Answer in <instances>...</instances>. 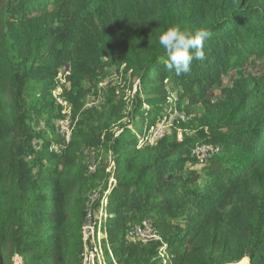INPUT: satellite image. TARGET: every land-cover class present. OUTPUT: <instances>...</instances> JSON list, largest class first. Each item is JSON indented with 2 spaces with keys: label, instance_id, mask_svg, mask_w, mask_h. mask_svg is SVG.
<instances>
[{
  "label": "trees",
  "instance_id": "trees-1",
  "mask_svg": "<svg viewBox=\"0 0 264 264\" xmlns=\"http://www.w3.org/2000/svg\"><path fill=\"white\" fill-rule=\"evenodd\" d=\"M175 25L212 33L205 59L193 61L187 74L164 66L159 36ZM114 64L135 71L146 90L129 122L117 136L103 137L99 127H83L82 119L65 150L51 151L61 138L44 137L37 127L45 122L56 130L61 109L51 92L59 74L66 77L75 120L87 96L102 92L100 80ZM260 67L264 0H0V264H13L16 255L23 264H81L90 196L85 161L104 145L115 160V183L103 191L119 262L228 264L247 258L264 264ZM229 71L240 77L223 89L227 99L216 105L217 115L201 120L195 133L179 138L167 131L147 143L172 107L169 87H179L185 110H193L208 106L212 88ZM30 82L38 91L35 105L27 101ZM47 109L51 114L43 118ZM199 143L221 151L200 164L192 155ZM143 219L153 221L164 244L125 240L127 229Z\"/></svg>",
  "mask_w": 264,
  "mask_h": 264
},
{
  "label": "rangeland",
  "instance_id": "rangeland-1",
  "mask_svg": "<svg viewBox=\"0 0 264 264\" xmlns=\"http://www.w3.org/2000/svg\"><path fill=\"white\" fill-rule=\"evenodd\" d=\"M183 26L185 27V23ZM262 68L264 67H260V69ZM251 71L253 73H258V70L255 68L251 69ZM239 77L240 72L229 71L228 74L223 76L220 84L212 88L207 102L208 106L204 103H199L194 106L193 110L188 111L185 110V107L182 104V99L180 97L182 90L176 86L169 87L168 102H172L170 111L172 109L185 111L188 115V119L180 122L175 121L173 124L170 123L168 133H176L177 136L181 138L182 135L186 133L192 134L199 128H202L200 127L201 120L212 118L217 115L219 107L216 105L220 102L226 101L227 98L223 89L225 87H232ZM100 83L103 84L101 92V96L103 97H101L99 104L92 108L84 106L82 111L77 113V118L75 120L73 117V124H75L74 131L77 129L76 125L80 124L83 119V127H99L103 132V137L109 133L117 136L122 125L129 122L130 112L136 105H138L143 97L146 96V90L141 86L140 80L135 71H132V69L125 65H110L107 68L105 75L101 78ZM30 84V88L27 89L26 92L27 101L29 104L35 105L38 99V91L35 89L36 82H30ZM96 95L93 93L88 95L85 103H91L93 99L90 98ZM109 97H112L115 102L110 101ZM117 102H120L122 105L120 106ZM50 114L51 109L45 110L43 112V118L49 117ZM43 118H40V121H43ZM37 130L44 137L49 136L54 140L57 137V132L53 129V126H48L45 122H42L41 125L37 127ZM85 162L88 166L93 162L97 166L96 172L90 174L87 180L86 187L89 189V193L91 194L95 190H104L105 186L109 184L112 170H114L112 167L115 164V160L112 151L109 150L106 145L98 147L95 150L88 152ZM108 262H110V259ZM228 264H249V260L243 258L238 262H231Z\"/></svg>",
  "mask_w": 264,
  "mask_h": 264
},
{
  "label": "built area",
  "instance_id": "built-area-1",
  "mask_svg": "<svg viewBox=\"0 0 264 264\" xmlns=\"http://www.w3.org/2000/svg\"><path fill=\"white\" fill-rule=\"evenodd\" d=\"M66 74L71 71V66L67 65L64 69ZM60 77L56 82V86L52 89L51 96L55 104L61 109V116L55 122V129L61 140L53 142L50 150L55 153H61L70 143L73 132V109L68 98L66 97L64 86L67 84L66 77L59 74ZM103 87V84L100 85ZM101 90L99 93L90 98L91 103L87 102L86 107L90 108L99 104L101 100ZM188 115L185 111L172 109L167 115H163L160 121L151 128L146 139L147 143L154 144L163 138L168 131L169 124L175 121H186ZM220 147L211 143H199L193 148L192 155L196 157L200 164H204L212 155L219 154ZM115 164L112 169H114ZM97 166L93 162L88 171L90 174L96 172ZM115 183L113 170L109 179L108 190ZM108 191H93L89 196L88 206L85 215L84 225L82 227L83 251L81 254V264H122L114 254L110 235L108 232V224L110 220L108 206ZM125 240L131 243H139L143 245L152 242H160L164 244L163 238L158 229L150 219H143L131 225L125 232ZM161 253V252H160ZM110 259V262L108 260ZM13 264H23L20 256L14 257Z\"/></svg>",
  "mask_w": 264,
  "mask_h": 264
},
{
  "label": "clouds",
  "instance_id": "clouds-1",
  "mask_svg": "<svg viewBox=\"0 0 264 264\" xmlns=\"http://www.w3.org/2000/svg\"><path fill=\"white\" fill-rule=\"evenodd\" d=\"M212 35L206 27L195 30L182 29L180 25L170 26L159 36V44L164 49V66L177 75L191 71L193 61L205 59V41Z\"/></svg>",
  "mask_w": 264,
  "mask_h": 264
}]
</instances>
